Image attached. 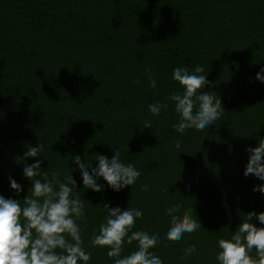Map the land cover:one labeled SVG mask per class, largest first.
I'll list each match as a JSON object with an SVG mask.
<instances>
[{
  "label": "trees",
  "instance_id": "16d2710c",
  "mask_svg": "<svg viewBox=\"0 0 264 264\" xmlns=\"http://www.w3.org/2000/svg\"><path fill=\"white\" fill-rule=\"evenodd\" d=\"M196 64L225 111L209 129L180 134L168 99L180 88L172 70ZM262 67L264 0H0V194L31 195L30 181L19 196L8 181L21 182L31 145H44L40 178L57 171L61 181L75 168L73 151L87 163L119 148L141 173L131 188L97 193L72 173L85 203L77 223L88 264H113L106 246L91 243L107 215L95 206L102 201L142 209L132 231L159 233L151 251L166 264H217L218 240L230 238L244 212L264 211V194L253 191L264 182L243 175L245 148L264 138ZM157 101L169 106L153 116L148 105ZM177 201L202 228L170 241L165 210ZM136 243H125L122 255ZM191 244L197 251L185 256Z\"/></svg>",
  "mask_w": 264,
  "mask_h": 264
},
{
  "label": "clouds",
  "instance_id": "9594fccd",
  "mask_svg": "<svg viewBox=\"0 0 264 264\" xmlns=\"http://www.w3.org/2000/svg\"><path fill=\"white\" fill-rule=\"evenodd\" d=\"M172 79L180 86L168 97L179 117L178 122L172 125L173 129L183 134L186 129H209L214 125L213 122L225 109L220 96L211 87H205L208 70L205 73L201 64L194 67L180 65L173 68ZM256 79L264 83V67L256 73ZM149 82L152 88H156L154 77L150 76ZM168 106L157 101L149 104L148 110L153 116H158ZM145 128H151V123L145 122ZM175 147L180 148L179 139ZM113 149L111 158L98 154L95 166L94 161L86 163L85 156L82 158L73 151L69 156L75 168L71 167L73 171L64 181L59 179L57 171L52 173L51 179L46 171L43 172V179L40 178L41 170H44L42 164L46 160L42 155L44 145L41 142L26 149L21 157L26 161L33 158V162L21 163V182L11 175L8 181L16 196L24 190L23 180L30 181L31 195L15 199L0 194V264H88L91 253L83 246L81 228L77 223L85 216V203L77 195V180L72 173L79 170L83 187L97 193L108 188L117 193L126 187L131 188L141 173L133 163L121 159L119 148ZM245 152L248 159L243 175L252 174L264 182V138L259 139L255 146H247ZM140 187L145 192L149 190L146 184ZM169 187L166 192H169ZM253 191L264 194V183L255 185ZM95 206L102 207L107 215L98 232L93 233L91 243L94 247L106 246L107 256L113 258V264H166L160 255L151 251L159 243V233L132 231L136 220L144 215L142 209L128 205L125 208L111 206L103 201ZM181 209L182 204L177 201L165 210L169 217L165 233L167 240H180L185 233L202 228L196 213L194 218L191 210ZM244 213L246 219L240 222L234 233L229 232L230 238L218 240L217 264H264V211ZM133 241L137 242L135 249L122 255L124 244ZM253 250L255 256L251 255ZM196 251V245L191 244L184 249V254L191 256Z\"/></svg>",
  "mask_w": 264,
  "mask_h": 264
}]
</instances>
